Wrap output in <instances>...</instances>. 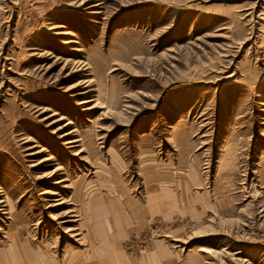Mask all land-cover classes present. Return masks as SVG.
Masks as SVG:
<instances>
[{"label":"rangeland","instance_id":"1","mask_svg":"<svg viewBox=\"0 0 264 264\" xmlns=\"http://www.w3.org/2000/svg\"><path fill=\"white\" fill-rule=\"evenodd\" d=\"M0 264H264V0H0Z\"/></svg>","mask_w":264,"mask_h":264},{"label":"bare ground","instance_id":"2","mask_svg":"<svg viewBox=\"0 0 264 264\" xmlns=\"http://www.w3.org/2000/svg\"><path fill=\"white\" fill-rule=\"evenodd\" d=\"M69 142H72V141H69Z\"/></svg>","mask_w":264,"mask_h":264}]
</instances>
